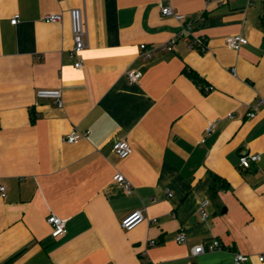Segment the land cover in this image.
<instances>
[{
	"label": "crops",
	"instance_id": "crops-1",
	"mask_svg": "<svg viewBox=\"0 0 264 264\" xmlns=\"http://www.w3.org/2000/svg\"><path fill=\"white\" fill-rule=\"evenodd\" d=\"M76 6L88 25L80 69L70 53ZM52 12L63 20L47 21ZM177 32L174 49L140 56L141 42ZM232 33L248 38L238 50L225 42ZM193 35L206 36L205 51L189 45ZM40 87L61 88L63 106L38 97ZM261 95L264 0H0V264H237L236 250L249 255L242 264H264ZM73 128L87 134L65 140ZM121 138L133 146L127 157L114 151ZM244 152L262 157L243 167ZM137 209L146 219L123 228ZM51 214L66 218L58 237ZM214 238L226 248L193 252Z\"/></svg>",
	"mask_w": 264,
	"mask_h": 264
},
{
	"label": "built area",
	"instance_id": "built-area-1",
	"mask_svg": "<svg viewBox=\"0 0 264 264\" xmlns=\"http://www.w3.org/2000/svg\"><path fill=\"white\" fill-rule=\"evenodd\" d=\"M218 3L225 2L227 0H216ZM253 0H248V3H251ZM161 12L165 15H172L177 18L181 24L184 31L188 34H191L192 31V21L190 18L187 17L186 14L176 11V9L170 4H162L161 5ZM70 17H71V25H72V32H73V47L71 49V55L76 57L75 66L77 68H82L84 61L82 57V50L87 45V37H88V25L85 15V10L82 7H72L70 9ZM64 18L63 12H52L47 13L45 15V19L47 21L57 22L61 21ZM20 20V14L15 13L11 18L13 23H17ZM179 33H175L174 36L163 43L157 44H149L146 42L140 43V50L139 54L142 58L148 59L151 58L156 52L163 51V50H171L175 48V42L179 37ZM248 41V38L243 35L242 33H232L225 37V42L228 47L238 50L241 48L243 44ZM192 47H197L201 51H205L207 49V39L206 36H195L193 35L192 42L189 44ZM127 77L131 83L139 81L142 71L137 68H129L127 70ZM214 88L213 85H208L205 90H212ZM37 96L38 97H53L56 99L57 103L60 106H63L64 99H63V90L57 87H40L37 89ZM264 104V95L260 96L258 99V104ZM249 114L254 116L256 114L255 111H250ZM215 121H210L205 129L206 133H210L215 128ZM88 132V131H87ZM86 132L79 130L78 128H73L70 132L65 134V140L73 142L77 139L86 135ZM132 144L127 138L118 139L114 144V151L119 157H127L132 152ZM262 157L261 153L259 152H244L240 157V163L243 167H250L252 162L260 160ZM115 180H117L120 184L124 185L126 188L131 187V182L125 176L124 173L117 171L114 175ZM1 195H6V186H0ZM170 194V193H169ZM207 201L203 203L201 207V214L203 218L207 217V211L205 209ZM146 219V215L141 209H137L127 213L121 219V225L125 229H132L138 223ZM49 222L52 225V235L58 237L64 234L67 231L66 227V218L61 217L56 214H51L48 218ZM151 222L157 221V217L153 219H149ZM176 239L179 242H183L186 239V232L182 230L177 235ZM220 248H226L223 243L217 238H214L207 243H198L194 246L193 252L194 253H201L208 250H215ZM249 258V255L242 252V251H234V260L237 264H242ZM259 259H264V255H259Z\"/></svg>",
	"mask_w": 264,
	"mask_h": 264
},
{
	"label": "trees",
	"instance_id": "trees-1",
	"mask_svg": "<svg viewBox=\"0 0 264 264\" xmlns=\"http://www.w3.org/2000/svg\"><path fill=\"white\" fill-rule=\"evenodd\" d=\"M185 70L195 82H201L200 75L194 69L186 68Z\"/></svg>",
	"mask_w": 264,
	"mask_h": 264
}]
</instances>
